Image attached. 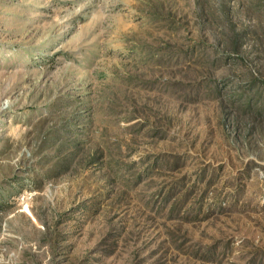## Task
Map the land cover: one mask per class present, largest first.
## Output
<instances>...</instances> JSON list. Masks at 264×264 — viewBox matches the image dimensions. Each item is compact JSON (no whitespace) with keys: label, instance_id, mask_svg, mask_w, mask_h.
Listing matches in <instances>:
<instances>
[{"label":"rangeland","instance_id":"rangeland-1","mask_svg":"<svg viewBox=\"0 0 264 264\" xmlns=\"http://www.w3.org/2000/svg\"><path fill=\"white\" fill-rule=\"evenodd\" d=\"M0 264H264V0H0Z\"/></svg>","mask_w":264,"mask_h":264},{"label":"trees","instance_id":"trees-1","mask_svg":"<svg viewBox=\"0 0 264 264\" xmlns=\"http://www.w3.org/2000/svg\"><path fill=\"white\" fill-rule=\"evenodd\" d=\"M54 170V169H53ZM53 170H51V171H53Z\"/></svg>","mask_w":264,"mask_h":264}]
</instances>
